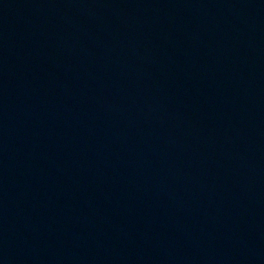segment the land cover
Listing matches in <instances>:
<instances>
[{
  "label": "water",
  "instance_id": "obj_1",
  "mask_svg": "<svg viewBox=\"0 0 264 264\" xmlns=\"http://www.w3.org/2000/svg\"><path fill=\"white\" fill-rule=\"evenodd\" d=\"M0 264H264V0H0Z\"/></svg>",
  "mask_w": 264,
  "mask_h": 264
}]
</instances>
